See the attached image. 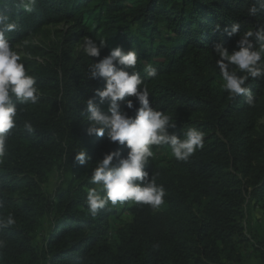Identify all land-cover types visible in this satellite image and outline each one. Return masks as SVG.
Masks as SVG:
<instances>
[{
    "label": "trees",
    "instance_id": "1",
    "mask_svg": "<svg viewBox=\"0 0 264 264\" xmlns=\"http://www.w3.org/2000/svg\"><path fill=\"white\" fill-rule=\"evenodd\" d=\"M0 12L19 25L7 34L16 50L60 24L69 26L64 40L82 42L52 62L21 59L40 91L36 104H17L16 127L0 157V219L15 221L0 227V264L237 263L239 245L249 242V201H264V78L247 82L251 104L244 96L232 98L222 89L212 48L219 42L235 48L239 34L225 32L233 23L241 33L264 27L257 0H36L31 13L19 11L17 0H0ZM85 36L106 40L99 58L83 52ZM117 46L136 50L142 77L148 64L157 70L144 86L153 107L172 115L177 127L169 132L183 138L195 127L204 133V147L178 161L159 154L168 145L151 146L145 170L165 188L164 203L152 208L126 201L116 205L120 212L109 203L92 215L86 197L90 188L100 191L91 183L97 161L128 152L106 134H87V100L108 108L95 97L104 81L91 78L90 64ZM130 99L133 109L123 101L121 108L134 115L139 105ZM80 151L88 157L84 165L75 159ZM53 170L65 177L54 200L41 187ZM123 212L131 219L111 241L109 217ZM51 216L38 241L42 221ZM254 251L264 264V236Z\"/></svg>",
    "mask_w": 264,
    "mask_h": 264
},
{
    "label": "clouds",
    "instance_id": "2",
    "mask_svg": "<svg viewBox=\"0 0 264 264\" xmlns=\"http://www.w3.org/2000/svg\"><path fill=\"white\" fill-rule=\"evenodd\" d=\"M18 10L31 13L36 0H17ZM264 8V0H257ZM257 7L250 9L255 15ZM18 23L5 12H0V157L6 153V140L10 130L16 127L17 104H36L39 99V87L35 76L28 73L21 62V55L13 48L8 33L16 32ZM241 25L233 23L225 28L227 36L239 34L235 48L231 51L219 42L213 45L216 57V68L222 78V89L232 98L244 96L251 104L253 91L247 86L250 79L264 78V27H257L240 32ZM219 30V25H217ZM106 47V40L97 42L90 36L83 38L82 50L90 58H99L101 50ZM138 54L136 50L125 51L117 46L102 59L90 64L92 79H102L103 89L95 91L99 104L108 102L107 111L89 98L86 102L88 135L105 136L111 142L128 149L127 155L120 151H112L97 161L91 176V183L100 186L90 188L87 192L86 204L92 215L104 209L109 203L115 207L126 201L150 205L157 208L164 203L166 190L156 182L155 177L149 179L145 170L150 157L153 156L151 146L168 145L171 155L178 161H187L198 149L204 147V133L195 127L183 132V138L169 129L177 127L173 117L163 110L153 107L150 93L144 86L146 78L157 76V70L148 64L144 67L145 76L136 70ZM131 70V71H130ZM138 103L134 115L122 110ZM28 131L33 130L31 123H26ZM76 161L84 165L88 159L84 151L75 156ZM114 159L117 163H113ZM101 191L103 195H101ZM14 219H0V227L13 224Z\"/></svg>",
    "mask_w": 264,
    "mask_h": 264
},
{
    "label": "rangeland",
    "instance_id": "3",
    "mask_svg": "<svg viewBox=\"0 0 264 264\" xmlns=\"http://www.w3.org/2000/svg\"><path fill=\"white\" fill-rule=\"evenodd\" d=\"M68 25H56L45 28L42 33L29 39L24 46H18L17 51L21 58L28 59L32 63L52 62L55 59H60L63 53L68 52L70 49H79L82 42L70 43L65 39L68 35ZM263 121H261V124ZM159 154L168 159L171 155V150L168 148L159 151ZM65 177L62 170H53L42 184L44 193L50 199L54 200V194L59 187L63 186ZM249 219L247 227L245 228L246 236L249 240L247 244H240L238 252L240 254L237 263L231 262L227 264H261L256 256L255 248L258 247L260 240L264 236V201L259 202L255 200L249 201ZM118 212L120 209L115 207ZM128 213H117L115 216H110L108 220L109 239L115 241L117 239V231L123 225L130 221ZM54 217H46L42 221V229L38 234V241L41 237L45 236L51 225L53 224Z\"/></svg>",
    "mask_w": 264,
    "mask_h": 264
}]
</instances>
